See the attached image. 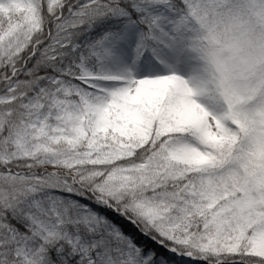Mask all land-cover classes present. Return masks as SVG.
Listing matches in <instances>:
<instances>
[{"label":"snow or ice","instance_id":"6c2138e0","mask_svg":"<svg viewBox=\"0 0 264 264\" xmlns=\"http://www.w3.org/2000/svg\"><path fill=\"white\" fill-rule=\"evenodd\" d=\"M0 264H264V0H0Z\"/></svg>","mask_w":264,"mask_h":264}]
</instances>
